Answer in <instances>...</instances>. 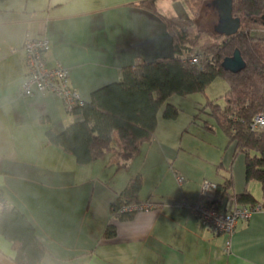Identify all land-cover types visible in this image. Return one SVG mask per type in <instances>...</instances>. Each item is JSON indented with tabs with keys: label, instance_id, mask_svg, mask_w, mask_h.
<instances>
[{
	"label": "crops",
	"instance_id": "obj_1",
	"mask_svg": "<svg viewBox=\"0 0 264 264\" xmlns=\"http://www.w3.org/2000/svg\"><path fill=\"white\" fill-rule=\"evenodd\" d=\"M139 2L0 0L1 203L18 209L34 227L45 249L40 264H264V208L240 219L227 236L176 204L179 199L197 200L204 179L223 182L230 175L231 192L249 189L260 199V187L247 180L245 155L235 154L234 143L228 142L229 151L220 162L218 155L212 161L210 156L204 157L206 162L194 161L186 153L196 152L177 142V134L158 129V117L154 138L148 147L141 145L127 166L119 167L120 159L112 152L81 163L48 137L49 130L63 131L81 115L68 110L54 93L22 92L28 75L23 50L28 35L50 40L47 64L66 66L69 86L84 101L97 88L120 80L125 66L172 55L173 35L167 24ZM159 2L160 12L168 14ZM181 153L185 159H180ZM138 154L141 163L133 167ZM161 159H172L164 178L159 174ZM177 174L184 175L182 184ZM139 175L143 184L138 201L153 206L120 218L112 205ZM217 200L221 209L239 203L228 194ZM111 225L116 233L106 235ZM228 238L231 250L226 248ZM16 248L0 232V264H20Z\"/></svg>",
	"mask_w": 264,
	"mask_h": 264
},
{
	"label": "trees",
	"instance_id": "obj_2",
	"mask_svg": "<svg viewBox=\"0 0 264 264\" xmlns=\"http://www.w3.org/2000/svg\"><path fill=\"white\" fill-rule=\"evenodd\" d=\"M186 1L189 4L191 0ZM139 4L167 24L173 35V54L125 66L120 80L97 88L89 101L73 108L81 115L79 120L58 133L49 130V141L63 146L81 163L112 152L120 159L119 167L127 166L141 145L155 135L161 107L166 105L167 117L178 114L175 104L168 102L173 94L203 91L217 77H223L229 83L221 95L224 104L217 98H208L204 109H210L229 144H235V154L245 155L247 180L261 182L262 197L257 199L249 189L238 195L231 192V175L218 182L215 195L219 198L228 194L240 204H260L264 208V128L255 130L251 126L254 117L264 112V0H234V14L241 17L242 23L229 36L216 31V35L207 31L206 36L202 35L197 12L193 16H171L160 12L157 0H140ZM236 48L247 64L233 72L225 69L222 61ZM194 53L200 54L199 63L191 61ZM142 184L143 177L136 176L113 203L112 209L120 218L134 215L119 209L139 200ZM3 198L0 189V232L17 245L16 260L20 264H40L45 249L34 227L18 209L4 207ZM115 233V226H109L106 235Z\"/></svg>",
	"mask_w": 264,
	"mask_h": 264
},
{
	"label": "built area",
	"instance_id": "obj_3",
	"mask_svg": "<svg viewBox=\"0 0 264 264\" xmlns=\"http://www.w3.org/2000/svg\"><path fill=\"white\" fill-rule=\"evenodd\" d=\"M50 47V40L45 36L28 35L26 37L23 50L28 75L23 82L22 92L25 95H33L36 92L54 93L63 100L67 109L72 111L75 106L84 102L83 96L76 88L69 86V69L66 66L60 62L53 67L47 64L45 53ZM190 59L192 62L199 63L200 54L194 53ZM251 126L255 130L264 128V112L254 117ZM176 177L181 184L185 180L182 174H177ZM217 188L218 182L204 179L197 200L179 199L176 204L189 209L201 223L215 232L230 236L234 233L240 219L251 218L256 211L262 209V206L237 203L232 209H221L216 205ZM152 206V202L133 201L123 204L119 211L135 213L142 209L152 208ZM226 248L231 250L230 238L226 241Z\"/></svg>",
	"mask_w": 264,
	"mask_h": 264
},
{
	"label": "rangeland",
	"instance_id": "obj_4",
	"mask_svg": "<svg viewBox=\"0 0 264 264\" xmlns=\"http://www.w3.org/2000/svg\"><path fill=\"white\" fill-rule=\"evenodd\" d=\"M207 0H191L189 4L186 0H160L159 4L163 11L168 14H184L188 16L196 15L198 18V29L202 35L206 36V31L215 34L214 25L218 21V13L214 7L208 5ZM204 33V34H203ZM216 35V34H215ZM204 38L202 39V41ZM229 87V83L223 77H217L213 80L203 91H196L187 95L173 94L168 102L175 104L178 110V115L175 118H166L164 116L165 106H162L159 111V125L158 129L167 134H177L176 141L183 142L185 146H189L190 149L196 153L187 151L186 154L192 156V160L208 161L204 157L210 156L212 161L218 155V162L224 157L225 151L228 152V137L223 128L218 124L217 120L210 114L208 108L204 109L207 104L208 98H217V102L224 104L225 98L221 97ZM208 107V106H207ZM208 122V124H206ZM184 135V136H183ZM155 136V135H154ZM183 136V139H182ZM154 138V137H153ZM154 140V139H153ZM150 143L144 142L142 146L148 147ZM144 147V149H145ZM201 153L202 157L198 155ZM156 156V153H152V158ZM199 156L200 158H198ZM140 154L136 156V160L133 167H136L138 161L141 163ZM186 157L181 153L180 159ZM204 159V160H203ZM179 160V159H178ZM163 165H160V176L166 172L170 167V160H159ZM217 162V163H218ZM223 167H220V169ZM224 171L226 169L224 168ZM148 185H153V179L151 176H144ZM164 178V176H162ZM222 176L220 175V179ZM257 181L262 197L261 182ZM260 197V198H261Z\"/></svg>",
	"mask_w": 264,
	"mask_h": 264
},
{
	"label": "water",
	"instance_id": "obj_5",
	"mask_svg": "<svg viewBox=\"0 0 264 264\" xmlns=\"http://www.w3.org/2000/svg\"><path fill=\"white\" fill-rule=\"evenodd\" d=\"M208 5L214 7L218 13V21L214 30L226 36L236 33L241 27V17L234 14V0H210ZM264 22V15L262 17ZM247 62L242 52L236 48L232 55L226 56L222 65L225 69L238 72L245 68Z\"/></svg>",
	"mask_w": 264,
	"mask_h": 264
}]
</instances>
